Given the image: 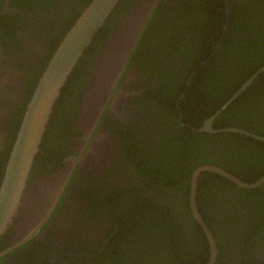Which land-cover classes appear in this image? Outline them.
<instances>
[{"label":"flooded vegetation","instance_id":"flooded-vegetation-1","mask_svg":"<svg viewBox=\"0 0 264 264\" xmlns=\"http://www.w3.org/2000/svg\"><path fill=\"white\" fill-rule=\"evenodd\" d=\"M91 1L0 0V197L44 73ZM126 3L61 87L0 264H209L195 175L213 264H264V63L240 24L264 0Z\"/></svg>","mask_w":264,"mask_h":264},{"label":"water","instance_id":"water-1","mask_svg":"<svg viewBox=\"0 0 264 264\" xmlns=\"http://www.w3.org/2000/svg\"><path fill=\"white\" fill-rule=\"evenodd\" d=\"M118 2L119 0H92L77 19L76 23L68 32L64 40L61 42L46 72L44 73L38 87L37 94L31 102V109L26 116L22 132L23 135H21L23 138L31 128V136L29 135V140H25L24 143L22 142V144L16 148L17 156L12 158L9 165V171L6 174V182L0 197V232L5 228L7 222L11 220V217L17 207L16 205L20 201V196L22 194L30 166L32 165L35 154L39 150V142L42 139L53 104L60 94L61 87L69 77L72 69L81 58L86 48L91 44L95 34L104 25ZM154 4H156V1ZM153 9L149 17L151 16ZM143 30L144 26L141 28L140 35ZM250 81H248L243 88L249 84ZM208 125L210 126L209 122L207 126ZM25 152L27 157L25 156L23 158ZM202 168L209 167L204 166ZM213 169L219 170L224 174L226 173L222 169ZM226 174L233 180L242 183L240 180L228 173ZM196 176L197 175L193 178L191 193L192 210L195 217L204 226L209 237L212 250L211 261L209 264H213L216 260L217 247L212 231L203 220L196 204ZM243 184L246 185L244 182Z\"/></svg>","mask_w":264,"mask_h":264},{"label":"trees","instance_id":"trees-1","mask_svg":"<svg viewBox=\"0 0 264 264\" xmlns=\"http://www.w3.org/2000/svg\"><path fill=\"white\" fill-rule=\"evenodd\" d=\"M122 4H123V6H122ZM125 4H127L126 3V0H121L116 5L113 13L109 16V18L106 21V24H104L102 26V28L100 29V31H102L108 25L109 21L112 18L116 17V15H118V14L119 15L121 14L123 8L125 7ZM245 5H253L254 6L253 7L254 9L253 8L252 9L255 12L249 10L246 14H241V16H242L241 18L243 20L240 22V24L241 23H244V22L248 23V26L250 27V33L252 34L249 37L252 40V44H251L250 48H254L255 49L254 52L258 56V58L255 59V62H257L258 64H262V63H264V4H262V3L261 4H258V5L255 4L256 5L255 6L254 3L253 4H247V3H245ZM260 6L262 7V13L260 12V14L258 15L259 11H258L257 8L260 7ZM100 31H98V32H100ZM98 35L99 34H97V36ZM175 176H176V174H172L170 177L172 178V177H175ZM181 180L182 179L180 178V182H179L180 188H181ZM184 180H186V179H184ZM184 180H183V182L186 183L187 181H184ZM186 190H188V188H186L184 192H186ZM186 200H187V197H186ZM184 203L186 204V206H189L187 204V202L184 201ZM157 209H159L160 211H162V212L165 213V215H166L165 219H172V218H174V216H172L171 213H169L168 211L166 212L167 209L164 210V208H161V207H157ZM136 219L139 220L137 217L135 218V220ZM139 225H140V230H143L144 227H148V225L145 224V223L140 224V222H139ZM150 226H152L153 228H155L156 225L153 222H150ZM140 234H141V232L140 231H137L136 234H133V235H140ZM133 235H129V237L130 238H133ZM124 237L128 238V234H125Z\"/></svg>","mask_w":264,"mask_h":264},{"label":"bare ground","instance_id":"bare-ground-1","mask_svg":"<svg viewBox=\"0 0 264 264\" xmlns=\"http://www.w3.org/2000/svg\"><path fill=\"white\" fill-rule=\"evenodd\" d=\"M114 221V220H113ZM114 224V223H113ZM116 226V225H115ZM99 227V226H98ZM105 228V230H106V227H104ZM97 230V229H96ZM102 230H104V229H102ZM97 232V231H96ZM101 233V232H100ZM103 234V233H102ZM114 234V233H113ZM98 235H100V234H98ZM103 236V235H102ZM112 236V235H111ZM101 239V238H100ZM99 239V240H100ZM105 239H106V237H105ZM103 242H104V240H103Z\"/></svg>","mask_w":264,"mask_h":264}]
</instances>
